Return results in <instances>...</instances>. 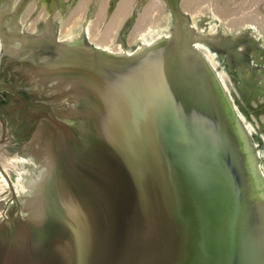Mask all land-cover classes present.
<instances>
[{
	"label": "water",
	"instance_id": "1",
	"mask_svg": "<svg viewBox=\"0 0 264 264\" xmlns=\"http://www.w3.org/2000/svg\"><path fill=\"white\" fill-rule=\"evenodd\" d=\"M198 43L224 44L29 52L51 134L35 195L0 207V264H264V183Z\"/></svg>",
	"mask_w": 264,
	"mask_h": 264
},
{
	"label": "rangeland",
	"instance_id": "2",
	"mask_svg": "<svg viewBox=\"0 0 264 264\" xmlns=\"http://www.w3.org/2000/svg\"><path fill=\"white\" fill-rule=\"evenodd\" d=\"M78 1L0 0V177L6 186L0 191V207L28 198L30 188L40 180L47 162L44 138L47 139L46 133L51 134V98L23 64L29 52L36 48L37 53H45L40 51L54 41H85L96 50L130 56L178 29L198 30L210 40L226 44L198 43L196 47L199 51L209 47L215 53L220 68L208 64L244 127L264 183V4L259 8V3L254 4L252 0H192L191 4L186 0H164L165 7L158 10H161L159 20L151 21L155 10V16L158 15L159 5L155 4L154 10L148 3L152 0H136L142 11L149 8L144 14L150 8L153 12L144 20L132 45L121 53L108 52L89 43L87 21L74 24L71 18ZM89 5L87 8L92 6ZM221 8L231 11L223 15ZM224 81L230 84L229 88ZM2 158L8 162L7 172Z\"/></svg>",
	"mask_w": 264,
	"mask_h": 264
},
{
	"label": "bare ground",
	"instance_id": "3",
	"mask_svg": "<svg viewBox=\"0 0 264 264\" xmlns=\"http://www.w3.org/2000/svg\"><path fill=\"white\" fill-rule=\"evenodd\" d=\"M135 1L136 0H79L78 3H76L77 5H75V7H74V11H73L74 14L72 15L71 18L74 19V24L76 23V21L84 22V19L87 21V24H86L88 26V28H87L88 36L87 37H88L89 43H93V44L99 46V48L107 50L108 52H114V51L117 52L118 51V52L122 53V52H125V50L132 45L134 38H136L135 35L142 28V26L144 24V20L147 17H149V13L152 11L151 10L152 8H150L149 13L147 15L144 14V13H146L147 9H149V8L145 7V12H144V11H142L144 9H140V7L137 6ZM189 1H192V0H188V1L186 0V2H188V4H191ZM252 1L254 4L259 3V8H261L262 7L261 5L264 4V0H252ZM254 1H257V2L255 3ZM146 2H148V1H146ZM153 2H154V4H153ZM148 3L149 4L151 3V6L154 7V10L157 7L156 5H159L157 7V11L159 10V7H160V9H161V7L162 8L165 7L164 0H152L151 2H148ZM88 4H90L92 6L90 8H87ZM241 4H242V2H241ZM241 4H240V6H241ZM148 5H146V6H148ZM153 5H155V6H153ZM148 7H150V5ZM237 7H239V6H237ZM212 8H213V6H212ZM216 9L217 8H215V10ZM224 9H225V11H224ZM238 9H240V8H238ZM212 10L215 11L214 9H212ZM218 10H219V8H218ZM228 10H227V8H223V10L221 8V11L224 12V14L222 12L223 15H225V12ZM233 10H232V12H233ZM155 11H154V13H156ZM229 11H231V10H229ZM236 11H238V10H236ZM154 13H153V15L150 16L151 21L159 20V18L161 16V10L159 13H157L158 14L157 16H155ZM215 13H216V11H215ZM219 13L217 12L218 15H219ZM227 13H230V12H227ZM232 14L233 13H231V16H232ZM238 14H239V12H238ZM247 15H246V17L250 18V16H247ZM252 15H256V14H252ZM257 15H258V13H257ZM220 16H221V14H220ZM237 16L240 17V15H237ZM259 16L260 15H258V17L256 16L257 18L254 16V18L258 19V18H260ZM262 18H264V17H262ZM251 22H252V19H251ZM231 23H233V22H231ZM228 25H230V24H228ZM233 27H234V23H233ZM27 30H30V29H27ZM126 34H127V36H126ZM75 35H77V34H75ZM123 46H126V48L122 49ZM201 51H200V53L204 56V59L206 61H208L207 63H209L210 65L212 64L214 67L217 66L218 68H220L219 63H217L218 60L215 57V53L213 52V50L211 48L202 47ZM210 65H209V68L212 69L210 67ZM221 78H222V75H221ZM224 82H226V81H224ZM225 85L228 86V88L230 87V84L227 82L225 83ZM1 160L4 163L3 169L5 172H7L8 162L4 158H2ZM40 179H41V177H40ZM38 182L34 185V187L30 188V191L28 194L29 197L35 195L34 192L37 190ZM3 187L6 188V186L4 185V182H3V177L1 176L0 177V191H2L4 189Z\"/></svg>",
	"mask_w": 264,
	"mask_h": 264
}]
</instances>
